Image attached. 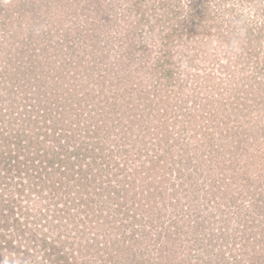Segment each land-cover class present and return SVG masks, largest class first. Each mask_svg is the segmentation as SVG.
Here are the masks:
<instances>
[{
  "label": "rangeland",
  "instance_id": "1",
  "mask_svg": "<svg viewBox=\"0 0 264 264\" xmlns=\"http://www.w3.org/2000/svg\"><path fill=\"white\" fill-rule=\"evenodd\" d=\"M262 34L264 0H0V109L16 116L28 114L26 109L47 108L57 127H63L61 121L71 124L81 119L92 132L110 120V125L122 123V135L127 129L133 138L141 134L148 119L151 131L159 129L153 101L166 99L169 109L185 110L177 118H162L167 126L151 137L168 135L174 143L171 136L183 148L190 142L188 154L200 160V166L195 168L189 159L184 166H175L173 178L178 171L184 175L175 180L176 187L184 180L188 184L173 197L168 195L174 188L164 178V165L152 166L156 182L143 196H149L158 209L168 206V217L184 229L181 247H176L180 256L196 253L192 256L198 257V264H264V201L248 213L238 207L229 209L227 200L213 197L218 187H225L213 176L221 167L211 163L218 158L214 148L222 149L224 144L225 150H232V160L241 161L237 170L245 179V189L253 191L250 198L259 199L257 192L264 190ZM249 39L253 41L250 48ZM252 84L261 92L256 100L252 91L250 100L246 98ZM237 96L240 101H235ZM217 101H223L234 117L240 116L235 126L238 133L232 137L225 136L230 119L216 111ZM249 106V116L239 113ZM190 127V134L184 133ZM246 128L251 130L249 142L242 135ZM130 148L129 143L124 150ZM118 150L114 158L125 162L126 156H119L124 150ZM129 163L132 169L142 165ZM208 166L213 173L205 169ZM189 171L194 174L191 179ZM185 201L190 203L183 207ZM190 218L191 224L187 223ZM201 220H205L203 227ZM186 223L194 227L204 249L196 243V249H191ZM254 232L259 242L250 236ZM248 237L252 244L246 242ZM169 251L165 243L164 252L152 249L145 260L159 259ZM175 257L165 263L172 264Z\"/></svg>",
  "mask_w": 264,
  "mask_h": 264
},
{
  "label": "trees",
  "instance_id": "2",
  "mask_svg": "<svg viewBox=\"0 0 264 264\" xmlns=\"http://www.w3.org/2000/svg\"><path fill=\"white\" fill-rule=\"evenodd\" d=\"M250 34L254 35L251 30ZM247 43L250 48L253 41L249 39ZM253 87L254 84L250 90L245 91L249 100V91L255 93L254 100L261 93ZM238 95L242 96L241 93ZM236 100L240 101L241 97L237 96ZM167 103L166 99L153 101L159 122L157 128L160 130L167 126L166 120L162 121V118H177V114L185 112L177 107L169 109ZM232 104L235 105V102ZM214 108L218 113L221 110L220 115L230 119L226 123L225 136L232 137L238 133L235 126L240 116L234 117V113L225 110L227 106L223 105V101H217ZM250 109L251 106L239 113L249 116ZM0 110L3 111L0 115L4 117L5 112L12 113L11 110L8 113L6 108ZM37 110L39 112L26 109L28 114L14 116L12 113V116L2 117V120L0 118V261L4 264H166L167 258L177 256L172 264H198V257L192 256L196 253L189 252L185 257L180 256L176 247H181L180 233L184 229L178 225V220L168 217L166 212L169 207L158 209L151 203L149 196H143L144 192L149 194L150 183L152 185L156 182L150 173L151 167L155 165H164L161 166L164 178L167 183L172 182L174 189L168 192L169 196L173 197L182 187L187 186L188 182L184 180L176 187L175 180L184 178V175L178 171L179 175L174 174V179L171 172L180 163L184 166L188 159L196 163L195 168L200 166V160L188 154L186 146L190 142L185 149L171 136L169 138L176 144L167 139L168 135L152 138L160 130L152 132L149 119L146 121L150 122L141 127V134L133 138L127 129L122 135L125 126L119 122L114 126L110 125V120H105L93 132L91 126L81 119L71 124L61 121L63 127L59 128L56 126V118H50L51 110ZM68 125L71 129L66 130ZM192 130L193 127H190L184 133L190 134ZM250 132L246 128L242 133L245 142H249ZM129 143L131 148L124 150ZM223 146L222 149L220 146L214 148L218 158L211 163L221 167L213 176L215 180L220 178L225 188L218 187L212 193L213 197L220 196L227 200L229 209L238 207L242 212L247 209L248 213L249 209L262 204L264 190L257 187L259 199L253 202L250 198L253 191L245 189V179H240L242 177L237 170L240 168V159L237 162L232 160V150H225ZM117 148H120L118 151L124 150L119 156L125 155L122 158L125 162L114 158ZM144 156L148 167L142 161ZM176 157H179V161ZM130 160L132 164L142 162L141 167L132 169L134 166L128 164ZM210 168L208 166L205 169L213 173ZM187 175L191 179L194 174L189 171ZM158 191L161 192L160 189ZM193 202L207 205L197 199ZM188 203L185 201L183 207ZM154 210L158 213H154ZM191 222L192 218L187 223ZM187 223V230L191 233L189 241L193 242L191 249H196L195 243L204 249L203 241L194 232V227ZM204 223L205 220H201L199 225L203 227ZM257 234H250L254 242H259ZM249 238L246 242L252 244ZM165 243L171 254L168 252L153 261L145 260V255L152 249L164 252ZM247 259V262H251L249 257Z\"/></svg>",
  "mask_w": 264,
  "mask_h": 264
},
{
  "label": "clouds",
  "instance_id": "3",
  "mask_svg": "<svg viewBox=\"0 0 264 264\" xmlns=\"http://www.w3.org/2000/svg\"><path fill=\"white\" fill-rule=\"evenodd\" d=\"M0 264H4V262L0 261Z\"/></svg>",
  "mask_w": 264,
  "mask_h": 264
}]
</instances>
